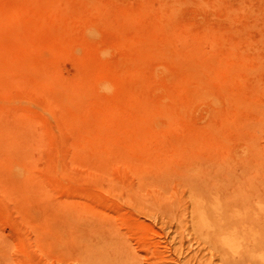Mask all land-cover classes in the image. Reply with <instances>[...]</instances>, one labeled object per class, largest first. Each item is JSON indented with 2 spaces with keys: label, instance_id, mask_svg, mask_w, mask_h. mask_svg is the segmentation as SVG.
Returning a JSON list of instances; mask_svg holds the SVG:
<instances>
[{
  "label": "rangeland",
  "instance_id": "rangeland-1",
  "mask_svg": "<svg viewBox=\"0 0 264 264\" xmlns=\"http://www.w3.org/2000/svg\"><path fill=\"white\" fill-rule=\"evenodd\" d=\"M228 221L264 264V0H0V264H231Z\"/></svg>",
  "mask_w": 264,
  "mask_h": 264
},
{
  "label": "bare ground",
  "instance_id": "bare-ground-1",
  "mask_svg": "<svg viewBox=\"0 0 264 264\" xmlns=\"http://www.w3.org/2000/svg\"><path fill=\"white\" fill-rule=\"evenodd\" d=\"M248 148V147H247ZM195 169V168H194ZM232 181V180H231ZM233 192V191H232ZM233 194V193H232ZM237 195V194H236ZM228 199V198H227ZM245 202V201H244ZM226 203H227V201H226ZM207 204V203H206ZM215 205V204H214ZM228 206V205H227ZM262 207V206H261ZM221 208V207H220ZM217 209V208H216ZM197 210H198V208H197ZM242 210V209H241ZM206 211V210H205ZM218 211V210H217ZM198 212V211H197ZM196 214V213H195ZM219 214V213H218ZM227 214V213H226ZM263 214V213H262ZM197 215V214H196ZM206 215H207V213H206ZM211 215V214H210ZM228 216V215H227ZM197 222H198V224L199 225H197V226H199V227H201L202 229L203 228H209L210 227V225H208L209 223H207V221L205 220V218H203L202 217V214L200 215V213H198V215H197ZM217 217V216H216ZM226 217V216H225ZM232 217H234V213L232 214ZM243 217V216H242ZM226 219H228L229 220V217L228 218H226ZM231 219V218H230ZM233 219V218H232ZM232 219H231V221H232ZM211 220V219H210ZM223 221H224V219H222ZM234 220V219H233ZM225 221H227V220H225ZM227 222V224H226V226H224V228L225 229H227L225 232H226V234H223V235H221V236H223V238H221L222 239V244L224 245V249H225V251H226V255H228V257L230 258V260H231V262L229 261V259H228V261L231 263V264H240V257L243 255H241V250H243V249H241V246L243 245V240H244V235H243V237L244 238H242L241 237V233H242V229L244 230V228H242V224L239 222V223H234L233 224V222ZM235 222V221H234ZM237 222V221H236ZM244 222V221H243ZM247 222V221H246ZM195 225H196V223H195ZM248 225V224H247ZM260 225H261V223H260ZM215 226V225H214ZM213 225H212V227H214ZM218 226V225H217ZM216 226V227H217ZM243 226H244V224H243ZM249 226V225H248ZM262 226V225H261ZM194 227H196V226H194ZM247 227V226H246ZM246 227H245V229H246ZM211 228V227H210ZM219 228V227H218ZM256 228H257V225H256ZM223 229V228H222ZM250 229V228H249ZM259 229V228H258ZM220 230V229H219ZM206 231V230H205ZM222 231V230H221ZM241 231V232H240ZM246 231H248L249 232V230H246ZM244 232H245V230H244ZM243 232V233H244ZM222 233V232H221ZM242 233V234H243ZM260 235H259V240H257V242H256V245L259 247V246H261V249H262V246H264V233H263V229H261L260 228ZM218 234H219V232H218ZM263 234V235H262ZM215 236V235H214ZM211 238V237H210ZM217 240V239H216ZM215 240V241H216ZM248 241V240H247ZM245 242V241H244ZM248 243V242H247ZM251 243V242H250ZM251 246V245H250ZM260 249V250H261ZM255 251V250H254ZM263 253H264V249L263 250H261ZM248 252V251H247ZM251 252V251H250ZM250 252H249V255H250ZM252 252H253V249H252ZM256 252V251H255ZM257 252H259V251H257ZM262 253V254H263ZM225 255V256H226ZM248 255V254H247ZM84 256V255H83ZM86 256V255H85ZM259 256H260V254H259ZM257 257V256H256ZM263 257V256H262ZM259 258V257H258ZM257 259V258H256ZM91 260V259H90ZM259 260V259H258ZM255 261V260H254ZM257 262H259V261H257ZM260 262H262V261H260ZM242 263V262H241Z\"/></svg>",
  "mask_w": 264,
  "mask_h": 264
},
{
  "label": "clouds",
  "instance_id": "clouds-1",
  "mask_svg": "<svg viewBox=\"0 0 264 264\" xmlns=\"http://www.w3.org/2000/svg\"><path fill=\"white\" fill-rule=\"evenodd\" d=\"M110 55H111L110 51L106 50V51L101 52V58L102 59H108V58H110ZM114 91H115L114 86L109 84V83H106V84L101 86V92L102 93L110 95Z\"/></svg>",
  "mask_w": 264,
  "mask_h": 264
}]
</instances>
